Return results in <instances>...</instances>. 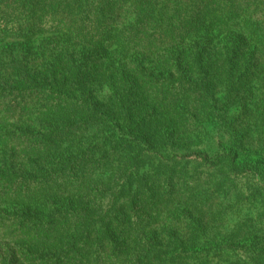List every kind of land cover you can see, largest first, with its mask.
I'll return each instance as SVG.
<instances>
[{
	"label": "trees",
	"instance_id": "trees-1",
	"mask_svg": "<svg viewBox=\"0 0 264 264\" xmlns=\"http://www.w3.org/2000/svg\"><path fill=\"white\" fill-rule=\"evenodd\" d=\"M1 35L0 247L264 264V0H0ZM242 179L254 214L227 245L221 199ZM171 207L186 234L163 242Z\"/></svg>",
	"mask_w": 264,
	"mask_h": 264
},
{
	"label": "rangeland",
	"instance_id": "rangeland-1",
	"mask_svg": "<svg viewBox=\"0 0 264 264\" xmlns=\"http://www.w3.org/2000/svg\"><path fill=\"white\" fill-rule=\"evenodd\" d=\"M251 12V11H250ZM13 39L8 38L7 36H0V47L2 44L7 43V42H12ZM20 44H23L25 41L23 39L17 38L16 40H14ZM23 45H20L17 47V51H21L23 49L22 47ZM1 61V65L0 68L6 69V73H9L11 70V67H8V64L6 63V61L4 62L3 60ZM13 68V67H12ZM190 169L194 170L195 168L192 166H189ZM237 182H233V184L236 187V190L238 191L236 196H241L239 197V200H237V198L235 197L234 199V195L231 196V198H225V199H221V201L224 203L223 206L221 207V209L224 212V216H225V222L222 224V232L223 234H225V244H230L232 243V238H230L231 236L228 235L229 232L233 231L234 229H236L240 224H242L246 218L253 216L254 212L252 211V209L245 203L242 202V198H243V194L244 191H242L241 189H247L250 187V182L248 180L242 179L239 181V184ZM243 189V190H244ZM235 191V190H234ZM236 192V191H235ZM171 196H169L170 198ZM171 203L169 202V205H164L163 207H166L167 210V206H170ZM179 208H172L171 207V213H170V218L165 219L164 221H159L157 223H155L152 226L153 229V233L154 236L161 237L159 238V240L163 241V242H167L170 235L174 234L176 231L180 232L181 235H185L186 234V230L184 229H180L179 225H182L181 223H177V221L172 220L171 218H173L172 216H179V214L181 212H178ZM174 210V211H173ZM178 224V225H177ZM248 236V234H247ZM246 237H243L242 239H245ZM251 240V237L248 238V242ZM2 242V241H1ZM8 246L5 243L1 244L0 247V259H5L6 262H8V260H11L12 262H14V264H21L23 261L21 259V255L19 250L17 249V245L13 244L11 242L7 243ZM166 248V247H165ZM230 247H223L222 249H224L222 252V256L216 257L214 259L211 260V262H209L208 264H237L236 259H232V255L230 256L229 253V249ZM240 254V253H239ZM242 257H245L244 253H242L241 255ZM240 261L242 262V264H247L246 262H244L241 258H239ZM195 263H199V262H195ZM200 264V263H199Z\"/></svg>",
	"mask_w": 264,
	"mask_h": 264
}]
</instances>
